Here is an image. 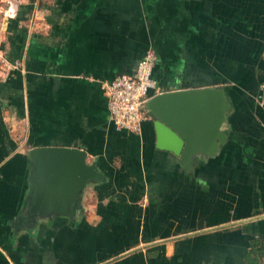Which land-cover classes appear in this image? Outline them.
Masks as SVG:
<instances>
[{
    "label": "crops",
    "instance_id": "1",
    "mask_svg": "<svg viewBox=\"0 0 264 264\" xmlns=\"http://www.w3.org/2000/svg\"><path fill=\"white\" fill-rule=\"evenodd\" d=\"M7 5L0 264H247V252L264 264V244L250 243L264 236V0H19L9 18ZM151 47L160 91L221 86L232 104L227 141L192 169L157 145L151 112L140 132L110 116L104 82ZM42 145L84 148L101 177L73 212L33 220L30 152Z\"/></svg>",
    "mask_w": 264,
    "mask_h": 264
},
{
    "label": "water",
    "instance_id": "2",
    "mask_svg": "<svg viewBox=\"0 0 264 264\" xmlns=\"http://www.w3.org/2000/svg\"><path fill=\"white\" fill-rule=\"evenodd\" d=\"M231 107L225 88L215 85L164 90L146 102L155 117L157 145L178 154L188 169L198 157L221 150L228 139L224 125ZM30 153L34 176L27 215L33 220L50 210L73 212L86 183L101 177L96 163L88 162L86 150L79 146L42 145Z\"/></svg>",
    "mask_w": 264,
    "mask_h": 264
},
{
    "label": "built area",
    "instance_id": "3",
    "mask_svg": "<svg viewBox=\"0 0 264 264\" xmlns=\"http://www.w3.org/2000/svg\"><path fill=\"white\" fill-rule=\"evenodd\" d=\"M19 0H8L4 10L6 17L18 13ZM158 59L157 51L151 47L139 60L132 73H124L104 82L109 98L110 116L118 128L140 132L150 111L146 108L147 100L160 92L158 80L154 76V67ZM18 66L19 61L9 62ZM256 98L264 104V47L262 50V78L259 82Z\"/></svg>",
    "mask_w": 264,
    "mask_h": 264
},
{
    "label": "trees",
    "instance_id": "4",
    "mask_svg": "<svg viewBox=\"0 0 264 264\" xmlns=\"http://www.w3.org/2000/svg\"><path fill=\"white\" fill-rule=\"evenodd\" d=\"M252 246H259L261 244H264V236L263 235H257L252 239L250 242ZM259 258L255 252H247L246 253V261L247 264H258L259 263Z\"/></svg>",
    "mask_w": 264,
    "mask_h": 264
},
{
    "label": "rangeland",
    "instance_id": "5",
    "mask_svg": "<svg viewBox=\"0 0 264 264\" xmlns=\"http://www.w3.org/2000/svg\"><path fill=\"white\" fill-rule=\"evenodd\" d=\"M3 13H4V11H3ZM3 16H5V14H4ZM5 17H6V16H5ZM1 19H2V17H1ZM2 24H3V22H2V20H1V22H0V28H1Z\"/></svg>",
    "mask_w": 264,
    "mask_h": 264
}]
</instances>
